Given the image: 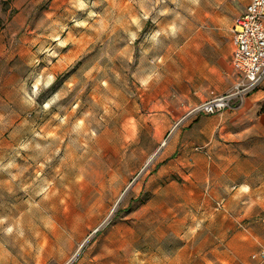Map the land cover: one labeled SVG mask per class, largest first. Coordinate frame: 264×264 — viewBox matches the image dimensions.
I'll return each mask as SVG.
<instances>
[{
  "label": "rangeland",
  "instance_id": "374dc122",
  "mask_svg": "<svg viewBox=\"0 0 264 264\" xmlns=\"http://www.w3.org/2000/svg\"><path fill=\"white\" fill-rule=\"evenodd\" d=\"M247 1L0 0V264H264Z\"/></svg>",
  "mask_w": 264,
  "mask_h": 264
},
{
  "label": "built area",
  "instance_id": "2783aa9c",
  "mask_svg": "<svg viewBox=\"0 0 264 264\" xmlns=\"http://www.w3.org/2000/svg\"><path fill=\"white\" fill-rule=\"evenodd\" d=\"M233 51L230 62L237 80L226 91L212 93L193 105L189 112L212 114L231 107L237 97H244L264 80V0H248L231 27ZM264 259V245L251 255Z\"/></svg>",
  "mask_w": 264,
  "mask_h": 264
},
{
  "label": "crops",
  "instance_id": "0c3cea01",
  "mask_svg": "<svg viewBox=\"0 0 264 264\" xmlns=\"http://www.w3.org/2000/svg\"><path fill=\"white\" fill-rule=\"evenodd\" d=\"M248 2V1H247ZM247 2L244 4V6L240 9V11L234 16V18L239 15L241 12L244 11L245 6L247 4ZM233 18V20H234ZM233 20H232V24H233ZM232 24L230 26V37H231V27ZM232 41V38H231ZM233 44V43H232ZM232 51L233 49L230 51V58L232 55ZM231 63V62H230ZM232 66V65H231ZM237 74L236 71L234 70V68L232 67V81H231V86L234 84V82L237 80ZM256 90L254 91V94H256L259 98L264 99V80L261 81V83L255 88ZM223 92V91H222ZM216 93H220V92H216Z\"/></svg>",
  "mask_w": 264,
  "mask_h": 264
}]
</instances>
